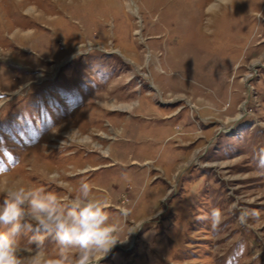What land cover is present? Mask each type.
<instances>
[{
    "label": "rangeland",
    "instance_id": "rangeland-1",
    "mask_svg": "<svg viewBox=\"0 0 264 264\" xmlns=\"http://www.w3.org/2000/svg\"><path fill=\"white\" fill-rule=\"evenodd\" d=\"M0 173L107 195L101 264H264V0H0Z\"/></svg>",
    "mask_w": 264,
    "mask_h": 264
},
{
    "label": "clouds",
    "instance_id": "clouds-1",
    "mask_svg": "<svg viewBox=\"0 0 264 264\" xmlns=\"http://www.w3.org/2000/svg\"><path fill=\"white\" fill-rule=\"evenodd\" d=\"M55 178L53 174L49 179ZM93 192L87 182L64 197L22 183L0 190V264H101L133 231L122 238L124 223L110 216L107 195ZM199 219L210 221L215 230L222 211L214 207ZM49 242L55 245L51 252Z\"/></svg>",
    "mask_w": 264,
    "mask_h": 264
}]
</instances>
